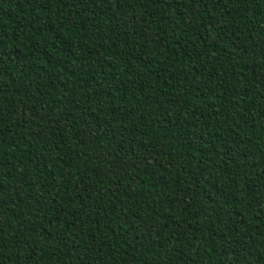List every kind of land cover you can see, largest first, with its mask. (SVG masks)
Segmentation results:
<instances>
[{"label": "trees", "instance_id": "16d2710c", "mask_svg": "<svg viewBox=\"0 0 264 264\" xmlns=\"http://www.w3.org/2000/svg\"><path fill=\"white\" fill-rule=\"evenodd\" d=\"M0 264H264V0H0Z\"/></svg>", "mask_w": 264, "mask_h": 264}]
</instances>
